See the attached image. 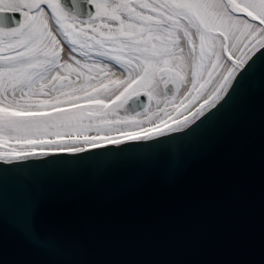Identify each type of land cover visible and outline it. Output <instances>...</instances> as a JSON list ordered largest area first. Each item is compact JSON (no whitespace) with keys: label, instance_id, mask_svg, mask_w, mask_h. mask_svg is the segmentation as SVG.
<instances>
[{"label":"snow or ice","instance_id":"snow-or-ice-1","mask_svg":"<svg viewBox=\"0 0 264 264\" xmlns=\"http://www.w3.org/2000/svg\"><path fill=\"white\" fill-rule=\"evenodd\" d=\"M256 73L264 0H0V163L186 137Z\"/></svg>","mask_w":264,"mask_h":264},{"label":"water","instance_id":"water-1","mask_svg":"<svg viewBox=\"0 0 264 264\" xmlns=\"http://www.w3.org/2000/svg\"><path fill=\"white\" fill-rule=\"evenodd\" d=\"M0 169V264H264L260 73L186 137Z\"/></svg>","mask_w":264,"mask_h":264}]
</instances>
